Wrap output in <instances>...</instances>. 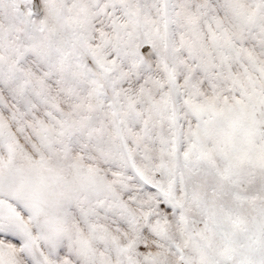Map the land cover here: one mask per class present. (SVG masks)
<instances>
[{"label":"snow or ice","instance_id":"obj_1","mask_svg":"<svg viewBox=\"0 0 264 264\" xmlns=\"http://www.w3.org/2000/svg\"><path fill=\"white\" fill-rule=\"evenodd\" d=\"M0 264H264V0H0Z\"/></svg>","mask_w":264,"mask_h":264}]
</instances>
